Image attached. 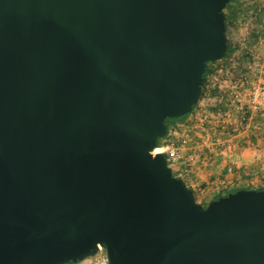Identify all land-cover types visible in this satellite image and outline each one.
<instances>
[{
	"label": "water",
	"instance_id": "95a60500",
	"mask_svg": "<svg viewBox=\"0 0 264 264\" xmlns=\"http://www.w3.org/2000/svg\"><path fill=\"white\" fill-rule=\"evenodd\" d=\"M231 1L0 0V264H264V190L204 206L157 151Z\"/></svg>",
	"mask_w": 264,
	"mask_h": 264
},
{
	"label": "rangeland",
	"instance_id": "374dc122",
	"mask_svg": "<svg viewBox=\"0 0 264 264\" xmlns=\"http://www.w3.org/2000/svg\"><path fill=\"white\" fill-rule=\"evenodd\" d=\"M240 1L244 10L227 26L231 54L211 64L196 110L172 125L157 150L202 205L233 187L264 188V105L250 108L252 90L264 86V0Z\"/></svg>",
	"mask_w": 264,
	"mask_h": 264
},
{
	"label": "trees",
	"instance_id": "16d2710c",
	"mask_svg": "<svg viewBox=\"0 0 264 264\" xmlns=\"http://www.w3.org/2000/svg\"><path fill=\"white\" fill-rule=\"evenodd\" d=\"M244 9L242 7V2L240 0H232L229 4H227L226 8H225V13H226V26H229L233 23V21L238 17L239 13L242 12ZM231 47L230 45H228V53L226 55L225 58H227L230 54H231ZM211 64L213 63H208V66H207V71H206V74H205V80L203 82V85H202V96L201 98H203V96L206 94L207 92V88H206V85H207V82H208V79H209V76L211 75L212 73V70H211ZM200 98V99H201ZM197 106V105H196ZM196 106L194 107L193 109V112L196 110ZM192 112V113H193ZM192 113L190 114H187L183 117H179V118H168L167 119V124H168V127H169V131L171 130V127L172 125H176L180 122H184ZM169 136V133L168 135L165 137L167 138ZM159 139L158 140V148H162L164 146L163 144V140L165 139ZM158 149V150H159ZM166 154V153H165ZM167 156V155H166ZM176 176V174H174ZM177 177V176H176ZM180 178V177H179ZM191 188V187H190ZM192 189V188H191ZM242 189H246V190H249V189H253L252 187H233V188H230L228 190H226L225 192L223 193H219L217 194L211 201L213 200H218L220 199L221 197H224V196H228L232 193H235L239 190H242ZM256 190H264V188H257ZM194 193H195V196H196V191L193 189ZM197 198V197H196ZM210 201V202H211ZM208 204L204 205V206H207ZM69 264H75V263H69Z\"/></svg>",
	"mask_w": 264,
	"mask_h": 264
},
{
	"label": "built area",
	"instance_id": "2783aa9c",
	"mask_svg": "<svg viewBox=\"0 0 264 264\" xmlns=\"http://www.w3.org/2000/svg\"><path fill=\"white\" fill-rule=\"evenodd\" d=\"M264 105V86L257 85L254 87V89L251 92V99H250V108L253 111H258L261 109V107ZM243 109V106L241 107ZM243 121H247L248 117L247 115L242 116ZM172 160L175 162L178 160L177 157L172 158ZM168 161L170 162V159L168 158ZM100 253H97L95 256H93V259L88 260L85 259L84 261H81L78 264H109L108 256L105 251V249L101 248ZM88 260V262H86Z\"/></svg>",
	"mask_w": 264,
	"mask_h": 264
},
{
	"label": "crops",
	"instance_id": "0c3cea01",
	"mask_svg": "<svg viewBox=\"0 0 264 264\" xmlns=\"http://www.w3.org/2000/svg\"><path fill=\"white\" fill-rule=\"evenodd\" d=\"M245 153H248L247 151H245ZM185 182L187 183V185L190 187V185L188 184V180L184 179Z\"/></svg>",
	"mask_w": 264,
	"mask_h": 264
}]
</instances>
